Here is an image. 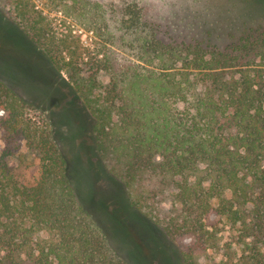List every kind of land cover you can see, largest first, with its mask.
<instances>
[{
  "label": "trees",
  "instance_id": "trees-1",
  "mask_svg": "<svg viewBox=\"0 0 264 264\" xmlns=\"http://www.w3.org/2000/svg\"><path fill=\"white\" fill-rule=\"evenodd\" d=\"M6 3L92 116L100 164L183 264H264V19L223 44L165 41L135 1ZM0 130V264H128L80 204L48 118L2 81ZM20 141L35 175L11 164Z\"/></svg>",
  "mask_w": 264,
  "mask_h": 264
},
{
  "label": "rangeland",
  "instance_id": "rangeland-1",
  "mask_svg": "<svg viewBox=\"0 0 264 264\" xmlns=\"http://www.w3.org/2000/svg\"><path fill=\"white\" fill-rule=\"evenodd\" d=\"M98 1L115 12L123 2H138L144 21L156 27L165 41L209 38L223 44L229 35L239 33L244 22L257 25L264 19V0ZM261 9L256 17H243L242 10L255 13ZM76 29L92 47V33ZM0 81L48 118L77 198L114 251L128 264H183L178 244L129 205L123 187L100 164L93 152L92 116L66 78L16 29L6 0H0ZM3 148L0 130V151ZM11 164L19 166L17 173L28 167L35 175L38 159L20 141Z\"/></svg>",
  "mask_w": 264,
  "mask_h": 264
}]
</instances>
